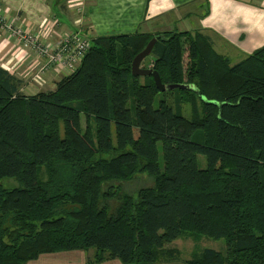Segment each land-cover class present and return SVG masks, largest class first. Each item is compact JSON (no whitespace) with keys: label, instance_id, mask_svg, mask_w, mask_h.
Segmentation results:
<instances>
[{"label":"trees","instance_id":"16d2710c","mask_svg":"<svg viewBox=\"0 0 264 264\" xmlns=\"http://www.w3.org/2000/svg\"><path fill=\"white\" fill-rule=\"evenodd\" d=\"M156 36L145 69L189 87L174 104L131 72ZM22 84L0 65V181L19 185H0V264L92 249L88 264H156L184 232L226 241L187 264H264V46L233 64L200 32L100 37L54 90ZM138 174L153 184L116 185Z\"/></svg>","mask_w":264,"mask_h":264},{"label":"crops","instance_id":"0c3cea01","mask_svg":"<svg viewBox=\"0 0 264 264\" xmlns=\"http://www.w3.org/2000/svg\"><path fill=\"white\" fill-rule=\"evenodd\" d=\"M0 17L4 18L0 65L22 81L20 92L26 95L54 90L65 74L55 68L41 71L45 62L13 37L16 28L38 35L49 45H58L71 33L92 41L120 35L200 32L233 64L264 46V0H0ZM88 253L44 254L28 264H88ZM42 257L51 259L42 263Z\"/></svg>","mask_w":264,"mask_h":264},{"label":"rangeland","instance_id":"374dc122","mask_svg":"<svg viewBox=\"0 0 264 264\" xmlns=\"http://www.w3.org/2000/svg\"><path fill=\"white\" fill-rule=\"evenodd\" d=\"M150 62H151V57L146 58L142 62L141 67L145 68L149 66ZM177 93L178 92L176 90L167 93L168 99L171 104H174L176 102L175 96L177 95ZM160 98L161 96H158L156 98L154 104L155 107H157ZM173 108L174 110H176V106H173ZM181 114L187 119L191 118L192 114L189 105L186 104L182 105ZM81 121H82V127L84 129L86 127L85 115H82ZM198 165L200 169L206 168V160L204 156L201 155L198 156ZM152 184H153V180L149 176H147L146 174H138L135 180L128 183H122L116 185L120 186L122 188V191H124L125 193L132 195L135 194L140 187L149 186ZM0 185L7 189L19 187V185L15 183L14 180H10V179L1 180ZM114 201H113L114 205H117L120 202V199L116 198V200ZM109 204L112 205L113 203L109 202ZM205 249H212L225 253L226 241L224 239L215 240L204 235H196L189 232H184L175 241L166 244L162 250L158 251V260H157L158 262L156 264H187V261L196 259ZM171 250H172V254L169 253V251ZM91 253H93V250H90V253L87 254V258H93V255ZM44 257H42L43 259V261H41L42 263L47 261L48 259H51Z\"/></svg>","mask_w":264,"mask_h":264},{"label":"built area","instance_id":"2783aa9c","mask_svg":"<svg viewBox=\"0 0 264 264\" xmlns=\"http://www.w3.org/2000/svg\"><path fill=\"white\" fill-rule=\"evenodd\" d=\"M3 22L4 18L0 17V24ZM12 35L21 42L24 49L35 52L43 59L45 64L41 71L55 68L58 73L65 74V77L78 70L92 45V41L80 33L67 35L58 45L42 42L38 35L21 28L13 30Z\"/></svg>","mask_w":264,"mask_h":264},{"label":"water","instance_id":"95a60500","mask_svg":"<svg viewBox=\"0 0 264 264\" xmlns=\"http://www.w3.org/2000/svg\"><path fill=\"white\" fill-rule=\"evenodd\" d=\"M159 38L160 37L157 36L151 39L145 49L134 58L131 67L132 74L137 77H152L155 86L160 93L174 91L177 89H189V87L185 85H165L162 83L160 76L156 71L151 68L145 69L141 67L142 62L151 55L153 48Z\"/></svg>","mask_w":264,"mask_h":264}]
</instances>
